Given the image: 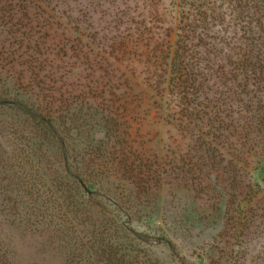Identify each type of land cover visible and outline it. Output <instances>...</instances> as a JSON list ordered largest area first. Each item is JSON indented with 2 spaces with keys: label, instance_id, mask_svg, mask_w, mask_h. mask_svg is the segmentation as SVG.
<instances>
[{
  "label": "rangeland",
  "instance_id": "374dc122",
  "mask_svg": "<svg viewBox=\"0 0 264 264\" xmlns=\"http://www.w3.org/2000/svg\"><path fill=\"white\" fill-rule=\"evenodd\" d=\"M176 1L0 0V264H264V135L177 126Z\"/></svg>",
  "mask_w": 264,
  "mask_h": 264
},
{
  "label": "trees",
  "instance_id": "16d2710c",
  "mask_svg": "<svg viewBox=\"0 0 264 264\" xmlns=\"http://www.w3.org/2000/svg\"><path fill=\"white\" fill-rule=\"evenodd\" d=\"M176 2L180 15L169 84L178 91L181 108L174 120L203 153L223 156L221 145L229 139L226 131L240 142L264 135L261 107L253 110L252 99L264 90V0ZM198 79L203 82L197 84ZM201 92L205 102L199 101ZM77 174L68 177L88 193L87 178Z\"/></svg>",
  "mask_w": 264,
  "mask_h": 264
}]
</instances>
